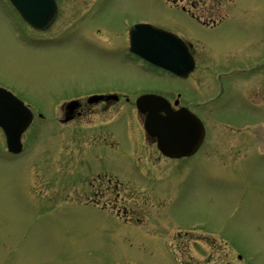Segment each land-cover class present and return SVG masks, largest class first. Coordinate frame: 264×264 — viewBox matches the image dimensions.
<instances>
[{"label":"rangeland","instance_id":"1","mask_svg":"<svg viewBox=\"0 0 264 264\" xmlns=\"http://www.w3.org/2000/svg\"><path fill=\"white\" fill-rule=\"evenodd\" d=\"M58 1V27L75 20L77 7L88 1L94 9L61 34L54 28L37 33L29 47L14 39L9 22L2 18L6 10L12 13V6L0 0V75L17 77L19 84L13 89L48 117L61 101L54 93L58 87L66 89L67 97L107 83L124 89L132 100L144 93L171 100L178 91L191 96L187 87L197 86L196 78L207 75L203 55L212 66L258 57L257 71L235 74L233 86L239 89L258 81L264 92V0ZM168 1L179 8H171ZM192 2L224 3L223 23L215 29L202 26L187 12ZM144 20L193 41L198 66L191 78L151 69L131 56L122 61V53H129L130 27ZM97 26L105 28L100 36ZM106 41L124 42L125 50H103ZM215 47L224 48L225 54ZM207 81L212 83L211 77ZM206 90L216 91L213 83ZM241 92L235 91L233 98L244 100ZM228 107L230 112L217 109L206 119L212 163L116 168L111 170L112 180L92 173L90 158H79L76 149L66 153V161L56 159L57 146L65 145L63 135L41 119L25 133L19 155L8 152L0 129V264H194L204 258L199 248L183 250L194 257L190 259L175 245L176 233L180 241L186 239L185 229L204 231L227 243L240 255V264H264V108L257 107L255 118L231 114L249 108L245 102ZM124 108L134 110L130 117L137 134L134 106ZM66 139L77 144L76 138ZM147 245L155 248L141 249Z\"/></svg>","mask_w":264,"mask_h":264},{"label":"flooded vegetation","instance_id":"2","mask_svg":"<svg viewBox=\"0 0 264 264\" xmlns=\"http://www.w3.org/2000/svg\"><path fill=\"white\" fill-rule=\"evenodd\" d=\"M56 2L57 17L53 24L44 31L37 30L31 26L14 9L12 13L6 10L2 18L9 22L8 24L15 34L14 39L17 43H22L23 46L30 47V43L35 40V34L37 32L45 33L53 28L54 31L57 32V35L61 34L72 27L76 19H84L85 16L94 9V4L91 1H88L87 4L81 1V4L86 5L77 7V11H75L76 17L74 16L75 20L72 22L63 21L60 23L61 26L58 27L57 24H59L61 8L60 2L58 0H56ZM169 3L171 8H179L176 3ZM191 9L195 17L199 14L198 20H200L202 26L209 29L218 28L223 23L227 13L225 6L219 4L215 6H199L198 3H193L190 7V10ZM221 14H223V17L219 16ZM103 31H105L104 27H96L97 36L102 35L104 33ZM48 39H52V37ZM251 44H253V42H251ZM123 46L124 42L120 45L119 43H107L106 41L103 50L123 52L125 50ZM193 46L195 45L189 42V48L196 63L195 68H197V53ZM216 49L217 52L220 53L224 51L225 54L224 48L223 51H219L218 48ZM248 56L251 55L249 54L244 58ZM127 59L128 55L122 53V61L126 63ZM203 59L205 62L202 65V70H205L208 76L204 75L201 80L194 77L196 78L195 83L197 86L190 85L187 87L189 94H192L191 96H187L178 91L175 98L171 100L172 108L174 110H179L186 107L206 122L209 115L213 116L215 110L222 109L230 112L228 110L229 104L232 103L234 105L238 104V102L243 104L245 102L249 105V108L245 111L231 114L233 116H254L256 118L260 113L257 107L261 105L264 108V92L260 93V89L257 86L258 81H253V85L239 89L233 86V81H235V74L247 75L256 72L258 57L246 58L242 60L241 64L234 63L232 65H227V63H224L215 66H212L204 55ZM192 73L189 74L186 80L191 78ZM208 77H211V81L216 89L213 94H211L209 90H206L207 87L210 89L212 84L207 81ZM204 78L206 83L205 86L202 85V80H204ZM18 84L19 80L17 77L7 74L3 76L0 75V85L8 89H13L18 87ZM242 90L245 91L242 93ZM235 91H240L243 95H240V98H244L245 101L234 99L233 94ZM65 92L66 89L64 87H58L54 90V93L59 95L61 101L54 106L53 112L49 117L45 114H38L41 121H44L45 124L54 126L61 135H63L62 137L65 142L64 147L62 145L57 146L59 156L57 155L56 159L60 161H66V153H71L74 151L72 149H76L75 152H77L78 157L80 156L82 159L90 158L89 168H92V173L96 172L98 177L104 176L109 180L115 177L111 173V170L114 171L116 168H130L131 166L137 165L159 167L161 164L169 163H174L176 166L181 167H196L212 163L213 157L211 156V145H209L210 133L208 128L203 143L194 153L182 157H169L158 148L156 140L145 131L143 127L145 115L138 112L135 100L132 101L124 89H114L111 83H107L98 90L71 95L70 97L64 95ZM259 95H261L260 98ZM71 101H75L74 104L71 105L69 103ZM219 102L220 107L216 105ZM128 105L134 106L136 111V116L138 118L137 125L139 126L137 134L133 129L134 118L132 122V117H130V111L133 109L131 108L132 110L129 111L124 108ZM122 107L124 110L121 109ZM262 112L264 115V109ZM36 121L38 120H35L34 114L31 126ZM68 137L76 138L77 144L71 145L69 140L66 139ZM184 232L186 239L183 241L178 239L179 232L178 234L176 233L177 240L175 241V245L179 250L181 249L182 254L187 257H189V252L183 250L198 247L201 254L204 255V258H202V260L198 259L197 262L194 261V264H222L223 261L224 264H240V255L235 253L227 243L223 245L204 231L198 232L193 229H185ZM183 237L184 236H182V238ZM173 238L175 239V235ZM154 248L155 246L148 245L141 247L144 251ZM190 259H194V257ZM232 261H234V263Z\"/></svg>","mask_w":264,"mask_h":264},{"label":"water","instance_id":"3","mask_svg":"<svg viewBox=\"0 0 264 264\" xmlns=\"http://www.w3.org/2000/svg\"><path fill=\"white\" fill-rule=\"evenodd\" d=\"M11 1L22 16L36 27H47L55 17L53 0ZM131 49L149 61L164 66L182 76H186L193 69V59L185 44L174 35L153 28L148 24H137L132 28ZM137 103L142 111L148 112L145 123L147 130L159 138V145L163 150L175 155V152L171 149L175 140L183 136L178 131L185 129L186 126L183 122L175 119V115L169 111L165 118L160 119L158 111L161 105L166 103V100L160 96L154 94L142 95ZM31 119L32 113L23 101L10 91L0 87V126L5 131L10 151L15 153L21 151V135ZM198 123V121H195L194 128H202ZM191 125L193 124L190 123L188 127H191ZM201 136L202 133L199 134V139ZM178 151L184 153L182 149Z\"/></svg>","mask_w":264,"mask_h":264}]
</instances>
